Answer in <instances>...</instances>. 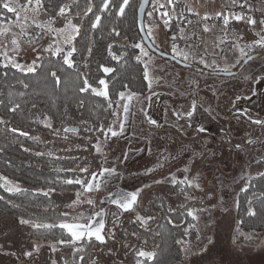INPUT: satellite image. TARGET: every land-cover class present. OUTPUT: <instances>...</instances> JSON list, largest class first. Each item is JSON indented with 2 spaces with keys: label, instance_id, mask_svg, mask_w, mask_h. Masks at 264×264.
Here are the masks:
<instances>
[{
  "label": "snow or ice",
  "instance_id": "6c2138e0",
  "mask_svg": "<svg viewBox=\"0 0 264 264\" xmlns=\"http://www.w3.org/2000/svg\"><path fill=\"white\" fill-rule=\"evenodd\" d=\"M148 2L149 0H142L140 6L141 13H143L144 7ZM130 4L131 0H101L99 6L95 4L94 0H60L56 4H53L52 0H0V79L8 81L11 76L14 82L6 84V87L14 89L16 85H20L23 89L27 90L30 85L26 82V78L35 76L39 70L47 67L44 78L51 79L54 86L59 88L63 81L58 72H63L65 68L71 69L80 85L74 89L77 93H88L95 97L103 98L106 101L105 111H108L111 116L109 124L105 126L101 122L97 126L93 127L89 125L84 128L85 133L93 134L92 138L95 140V143L92 144V147L102 157L106 156L104 149L107 147L108 142L112 138L123 136L129 121L132 101L139 99V94L119 90L115 91L114 94L110 93V81L107 77L114 73L116 68L106 66L103 63L99 64L97 71L102 72L104 77H98L95 81H92L87 71H80L81 66L84 69L89 67L88 60H78L74 59V57H91L95 44L94 35L101 29L104 15L114 13L116 16L123 18ZM180 4L181 0H152V11L148 12L147 15L154 22L145 25L141 19L140 31L146 32V37L151 38L153 48L158 47L153 32L161 27V24L171 32L172 27L175 25L177 31L170 37V58L182 63L186 68L196 64L200 66L198 70L202 74L206 69L209 75L215 74L217 76L224 75L236 78L238 73L232 69L243 68L249 61L260 58L256 50H264V0H229V3L225 4L223 10L217 11L214 14L206 12L203 15L199 11H195L187 3H184L182 7H178ZM234 8H238L240 11H234ZM257 12L261 13V18L259 19L255 16ZM90 15L92 19L89 20L87 28V43L81 49L77 46V41L81 37L84 21ZM190 17L198 19L194 22ZM209 21H219L221 24L220 31L222 35L215 38L213 42L214 48L219 49L220 53H224L225 50L221 45L228 44L230 50H235L238 53L233 57L231 63L227 62L228 58L224 55L222 59H224L225 63L222 66L215 59L217 55L215 51L212 52L213 59L209 60L207 47L202 51H197L201 36L195 30V25L200 26L202 33H209L217 27L215 22L209 24ZM232 21L244 22L251 26L256 38L250 42L244 41L243 36L239 35L234 39L231 38L229 25ZM258 25L259 28L257 29ZM110 35L120 37L121 33L114 27ZM146 37H141L140 41L133 43L131 47L139 50L134 58L138 63L143 64V75L148 81V89L151 93L153 83H158L159 78L150 76L149 64L152 62L153 57L150 54L149 47L145 46L144 40ZM44 40H47V44L42 43ZM178 40L184 41L183 47L177 43ZM114 47V42L107 45V55L111 60L120 64L127 53L117 54L116 51H113ZM26 50H30L32 53L33 58L30 61L22 60ZM253 53L256 54L253 55ZM161 55H164V53H161ZM243 79L251 85L250 94L243 92L234 94L230 100L232 116L238 121L246 120L251 125L264 128V119L253 117L248 109L241 105L242 101H249L253 97L264 95V73L245 75ZM190 83L195 87L192 92L194 98L191 100L188 110L185 111L183 108L172 110L174 122L171 127L176 128L182 135L186 133L182 131L184 126L180 124L181 121L187 124L188 127H191V121L198 108H203V111L209 115L213 111L211 106L204 107L195 98L199 87L198 81L192 80ZM124 87L127 88V85H124ZM36 94L39 95V93ZM0 95H3V93H0ZM26 95V91L14 92L9 90L7 92V104H5L4 100H0V107H5L9 113H16L21 109V103L14 97L23 99ZM152 95H158V93H151L145 99L150 102ZM213 95L215 96L217 93L213 92ZM52 102L55 103V99ZM84 103V99L78 100L79 106L82 107ZM32 107L36 108L37 104L33 102ZM140 112L143 113L148 125L154 128L161 126L156 119L148 115L144 107L140 108ZM36 122L42 124L44 128L49 129L57 137H61V131L65 134L79 132V129L75 127L54 128L52 118L46 114L43 115V119ZM83 123L88 124L87 121ZM8 124V120L0 118V125H4L7 131L14 135L35 141L40 140L39 136H32L29 132L18 127L8 128ZM195 131L198 134L206 133L207 128L199 126ZM62 138L68 139L67 135ZM257 143H260L262 148H264V141L253 139L249 135L243 143L235 144L234 148L239 152L246 153L249 146H254ZM24 151L27 152L29 149L24 148ZM35 155L44 156L46 153L36 152ZM47 155L52 156L53 153L48 152ZM124 159H127V153L124 154ZM106 163L107 159L105 158L103 164ZM255 163L264 166V151L255 158ZM77 168L79 169L78 172ZM56 171L69 172L73 173V175L58 179L53 181V183L79 186L74 193L75 199L67 207L69 209H77L83 205H87L88 209L86 211L62 212L60 219L53 222H37L31 218L26 219L21 217L19 223L29 226L41 235L55 236L54 241L49 242L47 245L52 254L60 252L62 247L70 249L71 251L68 253L67 258H61L63 264H106L105 257H113L117 254L115 249L110 245L116 241V228L119 227L120 213L134 211L138 206L140 194L145 188H150L151 185L145 184L143 188H138L135 191L118 190L104 200L99 201L101 205H115L120 210L119 213H111L113 216L112 227L106 231V220L109 213L103 207L97 208V201L93 198L92 194L99 193L111 177L119 176L120 174L117 172V169L115 167L101 166L99 171L90 172L88 165L81 167L80 164H77L76 168L57 169ZM152 171L154 169H147L146 174H150ZM183 171L187 173L189 171L188 167H185ZM166 179L173 187L180 186V191L184 194L186 200L193 199L187 189H200V184L197 182L198 177L189 179L186 175L183 179H178L175 175H171ZM254 180H264V171H258L255 177L249 176L247 186L242 187L241 191L245 193L249 192L253 187ZM156 183L161 184L164 181L158 180ZM0 188L13 195L26 194L28 191L4 175H0ZM56 191V188L49 187L47 190L40 189L38 194L50 199V194ZM36 194L33 193V195ZM252 195L260 199L261 203L264 204V191L260 193L253 191ZM0 201H5L3 195H0ZM5 202L11 203L10 201ZM248 204V216L256 217L257 212L252 207V199L248 200ZM163 206V203H161L160 207L163 208ZM13 207L19 206L13 204ZM168 211L171 213L173 210L169 208ZM206 211L209 210L207 208H185V214L197 223L199 222L198 213ZM153 219L154 217L152 216H143L139 213L135 216L136 222L145 230H148L149 222ZM168 223L179 226L174 224L171 217H169ZM195 227V224H191L188 228H185V235L189 234L190 228ZM132 235L135 236L136 233H132ZM251 238V236H246V239ZM211 242V239H209V243ZM176 243L181 245V249L186 257L191 254L188 242L177 240ZM144 244H147V240L144 241ZM122 246L129 247L127 244ZM42 247H44L43 244L38 240H34L30 249L23 250L19 255L15 252L10 254L15 256L17 260L23 257L26 261H32L39 256ZM206 250L201 249V251ZM2 251L3 248L0 247V252ZM132 251L134 264H150V262H154L157 258L155 251L147 250L143 247L134 248ZM50 260L51 264H57L56 259L50 257ZM113 264H123V261H113Z\"/></svg>",
  "mask_w": 264,
  "mask_h": 264
},
{
  "label": "rangeland",
  "instance_id": "374dc122",
  "mask_svg": "<svg viewBox=\"0 0 264 264\" xmlns=\"http://www.w3.org/2000/svg\"><path fill=\"white\" fill-rule=\"evenodd\" d=\"M184 3L203 15L206 12L214 14L223 10L228 1L181 0L182 6ZM153 22V19L148 18V25ZM232 22L234 26L238 24L243 27L240 22ZM214 30L206 33L209 55L216 50L212 42L214 39L211 40L212 37L216 38ZM160 31L159 27L153 32L156 44L160 50L164 49L170 54V48H165L162 44L161 40L165 35ZM42 43L47 44V40ZM225 51L222 56L226 55L227 62L231 63L238 53L230 49ZM150 54L153 57L149 64L150 76L159 78L158 83H153L151 93L158 95H152L149 102L145 97L151 95L150 92L144 96L139 94V99L132 101L125 132L123 136L112 138L108 142L104 149L105 157L98 155L93 149L95 156L92 157H95L96 163L91 165V168L96 165L95 169L92 168L93 172L99 171L103 166L115 167L120 174L111 177L99 193L92 194L97 201V208L103 207L109 213L106 231L112 227L111 213L120 212L115 205L99 203L110 194L118 190L135 191L143 188L145 184L151 185L140 194L138 203L140 208H135L131 213H120L117 231L123 225L136 221L137 213L143 215L147 205L153 202L157 191L168 192L173 198L170 191L172 184L166 178L171 175H175L178 179H183L186 175L189 179L198 177L200 189L194 188L195 196L186 202L193 204L195 206L193 208H207L209 211L198 213L199 222L194 223L196 227L189 229V234L184 240L188 242L191 254L185 256V261L178 264H264V231L243 230L235 215L238 194L242 187L247 186L249 176L254 177L258 171L264 170V166L255 163V158L264 151V148L260 143L249 146L246 153L234 148L235 144L243 143L249 135L253 139L264 141V128L251 125L246 120L238 121L230 111V100L234 94L241 92L250 94L251 85L245 82L243 77L264 73V59L250 61L236 78H232L205 75L193 68H183L155 53ZM32 58L31 51L26 50L22 59L30 61ZM192 80L198 81L199 84L195 98L204 107L211 106L213 111L209 115L203 111V108H198L191 121V127L181 121L180 124L184 126L182 131L186 133L182 135L176 128L171 127L174 122L172 110L175 108L188 110L194 98L192 92L195 86L191 85ZM213 92L217 95L214 96ZM241 105L247 108L253 117L264 119V95L242 101ZM141 107L159 122L161 125L159 128L148 125L143 113L140 112ZM199 126L207 128V132L198 134L195 129ZM208 134L215 136V139L207 138ZM87 149L91 147L88 146ZM125 153L127 159H124ZM105 158L107 163L103 164ZM185 167L189 169L187 173L183 171ZM147 169L154 171L146 174ZM158 180L164 183L157 184ZM74 193H54L62 203L63 212L88 209L87 205L77 209L67 207L75 199ZM246 236L252 238L246 239ZM126 240L119 236L118 232L116 233L114 249L117 254L114 256V261L120 262L122 258H126L123 255L126 256L128 250L122 246L126 244ZM201 249L207 250L201 251ZM108 260L109 264L111 262L113 264V257H108Z\"/></svg>",
  "mask_w": 264,
  "mask_h": 264
},
{
  "label": "trees",
  "instance_id": "16d2710c",
  "mask_svg": "<svg viewBox=\"0 0 264 264\" xmlns=\"http://www.w3.org/2000/svg\"><path fill=\"white\" fill-rule=\"evenodd\" d=\"M59 2L60 0H52L53 4ZM94 2L99 6L101 0H94ZM140 2L141 0H131L130 7L126 10V15L123 18L116 16L114 13L111 15L105 14L102 19L101 29L94 35L95 44L92 56L74 57V59L78 60H88L89 67L84 69L81 66L80 71H87L92 81H95L98 77H104L102 72L97 71L99 64L103 63L106 66L115 67L116 71L107 77L110 81V93L113 94L117 90L136 92L143 96L147 95L149 92L148 81L143 75V64L138 63L134 58L139 50L131 47L133 43L139 42L142 37L137 22ZM178 7H182V4ZM151 11L152 7L150 3L145 16V25H148L149 17L147 13ZM190 18H192L194 22L197 19L196 17ZM91 19V15L85 19L84 26L81 30V37L78 38L77 46L81 49H83L84 45L87 43V28L89 20ZM213 22L217 24L214 30L215 36L222 35L220 31V22L209 21V24ZM240 23L243 24V27L238 26V24L234 26L233 22L230 23L229 34L231 38L234 39L239 35L243 36L244 41L250 42L254 40L256 37L252 27L244 22ZM114 27L120 31V37L110 35ZM160 29V32L164 33L166 37L161 40L163 46H165V48H170V37L177 31L175 25L172 27L171 32L165 29L162 24ZM195 30L201 36L197 51H202L208 46V40L206 39L207 34L200 31L199 25H195ZM213 39L215 40L214 37H212L211 40ZM214 40L212 42H214ZM111 42L115 43L113 51H116L117 54L127 53L120 64L111 60L107 55L106 47ZM177 43H179L181 47L184 46V41L178 40ZM221 47L224 48V50L229 49L228 44L221 45ZM161 51L165 52L164 49H161ZM215 52L217 53L215 59L223 66V53H220L219 49H216ZM256 52L259 53L260 58L258 60H263L264 50L257 49ZM255 54L256 53H253V55ZM208 59H213V56L208 55ZM246 66L247 65L243 68L238 67L232 70L240 74ZM191 68L201 73L198 70L200 68L199 65L193 64ZM46 72L47 67L39 70L35 76L26 78V82L30 85L27 90L23 89L20 85H16L14 89L6 87V84L14 82L11 76L8 81L0 79V93H3V95H0V100H4L5 104H7V92L9 90L14 92H27V95L23 99L14 97L21 103V109L16 113H9L5 107H0V118L9 121L7 125L8 128L18 127L29 132L32 136H41L40 140L36 142L35 140L14 135L7 131L4 125L3 127L0 125V149H2V151H0V175L7 176L15 184L28 190L26 194L13 195L5 192L3 188H0V195L5 197V201L11 202L6 203L5 201H0V247L3 248V251L0 252V264H51L50 257L56 259L57 264H63L61 258H67L68 253L71 251L68 248L62 247L60 252L52 254L47 245L49 242L54 241L55 236H49L47 234L41 235L29 226L19 223L21 217L26 219L31 218L37 222H53L60 219V214L63 212L62 203L54 193H73L79 186L53 183V181L73 175V173L57 172L56 170L67 169V167L74 168V165L77 164L83 166L85 163L76 157L64 158V160L62 158L57 159L56 157H50L47 154L44 156L35 155L34 149L41 150L42 147L43 149H48L52 146V143L46 142L49 137L54 136L58 140L55 141L56 145L54 146V151L59 148L61 142V137L53 135L49 129L44 128L42 124L36 121L43 119V115L46 114L52 118L54 128L62 129L64 126L71 124H81L82 127L85 128L89 125L94 127L103 122L106 126L107 122L111 120L109 112L105 111L106 101H104L103 98L95 97L88 93L79 94L74 90L80 85L71 69L65 68L63 72H58V75L61 76L63 81L59 88L54 86L51 79L44 78V73ZM203 74L209 75L208 70L205 69ZM124 85H127V88H125ZM36 93H39V95ZM81 98L85 101L82 107L78 105V100ZM53 99H55V103L52 102ZM33 102L37 104L36 108L32 107ZM84 121H87L88 124H84ZM86 134L93 136L92 133ZM65 135L66 134L61 131V136ZM35 145L38 146L35 147ZM24 148H28L29 151H24ZM86 162H89V160H86ZM76 170L77 172L79 171V169ZM49 187L57 189L56 192L50 194V199L38 194L40 189L47 190ZM170 191L173 198H171L168 192H157L153 202L147 205V214L154 217V219L149 222L148 230H145L138 224H132L119 233L122 237L127 236V232L136 233V238L141 242L147 240L149 243L156 240V248L154 251L157 253V258L154 262H150V264H178L185 261L184 252L176 241L185 240L187 238L184 231L185 228L196 223V221H192L191 217L185 214L186 207L193 208L195 206L190 204V202H186L184 194L180 191V186L173 187L171 185ZM187 191L192 197L195 196L194 188L187 189ZM253 191L256 193L264 191V180H254L253 187L247 193L240 191L237 197L239 206L237 207L236 205L235 215L239 222V226L243 230L248 232H263L264 204L261 203L260 199L252 195ZM33 193L37 194L33 195ZM249 199L253 201L252 207L257 212L256 217H249L247 214ZM175 200H177V202ZM161 203L164 205L163 208L160 207ZM13 204L19 207H13ZM137 208H140V206H137L136 209ZM169 208L173 210L171 213L168 211ZM146 210L143 215L146 214ZM169 217L173 219L175 225L179 226L169 224ZM34 240H38L44 247L41 248L39 256L32 261H26L23 257L17 260L15 256L10 254L15 252L19 255L23 250L30 249ZM137 247L142 246L138 245ZM131 264H134L133 251L131 254Z\"/></svg>",
  "mask_w": 264,
  "mask_h": 264
},
{
  "label": "flooded vegetation",
  "instance_id": "af4514ba",
  "mask_svg": "<svg viewBox=\"0 0 264 264\" xmlns=\"http://www.w3.org/2000/svg\"><path fill=\"white\" fill-rule=\"evenodd\" d=\"M107 124H109V122H107ZM107 124H106V126H107ZM70 126H73V127L77 128V129H79V132L78 133H67L66 134V135H68L67 136L68 137L67 140L63 139L62 138L63 136H61V140H60L61 142L59 144V148L56 151H54V146L56 145L55 141H58V140L54 136H51V137L47 138L46 142L52 143V146L50 148H48V149H43V147L41 148V150L34 149V153H36V152H44V153L47 154L48 152H52L53 155L50 156V157H56L57 159L58 158L64 159V158L76 157L79 160L81 159L83 162H85L84 165H88L89 166V171L93 172L94 171L93 169H95L96 165L94 167H92L93 169L91 168V165L96 164V163H95V157H92V155L95 156V153L93 154V149L94 148L92 147V144L95 143V140L92 138L93 137L92 135L86 134L84 132V128L82 127L81 124H71V125H67V126H64V127H70ZM2 127H3V125H2ZM35 136H39L41 138L40 135H35ZM42 137H45V136H42ZM214 137L215 136L209 135V137H207V138L215 139ZM36 142H38V141H36ZM36 146H38V145H35V147ZM88 146L91 147V149L88 150L87 149ZM79 153H82V155L79 154ZM84 153H86V155H84ZM86 160H89V162H86ZM76 166L77 165H74V168H76ZM81 167H82V165H81ZM68 168L69 167H67V169ZM157 192H160V191H157ZM63 194H68V193H63ZM154 197H155V195H154ZM175 201L177 202V200H175ZM132 224H138L139 225L138 222L133 221V222L127 224V225H123L121 228H119V230L116 231V233L117 232H118V234L121 233L123 230L127 229ZM119 236H121V235L119 234ZM122 238L124 240L128 239V241L126 240L125 243L127 245H129V247H126V250H128L126 256H125V254L123 255V257H126V258L125 259L122 258V260H121V261H123V264H131L132 250L134 248H136L138 245H141L143 248H146L147 250H152V251H154V249L156 248V240H153L152 242H149V243L147 242V244L145 245L144 241H142V242L139 241L136 238V235L133 236L131 232H127V236L122 237ZM110 246L114 248L115 245L113 243ZM151 246L153 248H151ZM105 261H106V264H109L108 258H105ZM113 261H114V256H113ZM110 264H112V262Z\"/></svg>",
  "mask_w": 264,
  "mask_h": 264
},
{
  "label": "water",
  "instance_id": "95a60500",
  "mask_svg": "<svg viewBox=\"0 0 264 264\" xmlns=\"http://www.w3.org/2000/svg\"><path fill=\"white\" fill-rule=\"evenodd\" d=\"M150 2H151V0H149V2H148L147 5H145L143 13H141V11H140V6H141V3H142V0L140 2L139 8H138V15H137V22H138L139 31H140V22H141V19L143 20V23L145 24V16H146V12L148 10V7L150 5ZM140 34H141L142 37H146V32H141L140 31ZM144 43H145V46L146 47H149L150 52L155 53V54H157L158 56H160L162 58H165V59H168L170 61H173V62L177 63L179 66H181L183 68H186V67H184V65L182 63L178 62L177 60L171 59L170 58V54L165 53V52H162L158 48H153L152 45H151V39L150 38L146 37L145 40H144ZM161 53H164V55H161ZM189 68H191V67H189ZM220 76L228 77V76H224V75H220ZM70 127H73V126H70Z\"/></svg>",
  "mask_w": 264,
  "mask_h": 264
},
{
  "label": "built area",
  "instance_id": "2783aa9c",
  "mask_svg": "<svg viewBox=\"0 0 264 264\" xmlns=\"http://www.w3.org/2000/svg\"><path fill=\"white\" fill-rule=\"evenodd\" d=\"M227 1H228V3H229V0H227ZM229 6L231 7L230 4H229ZM256 6L259 7L258 4H256ZM234 11H240V9H238V8H234ZM255 16H256L257 19H259V18H261V13L257 12V13H255Z\"/></svg>",
  "mask_w": 264,
  "mask_h": 264
}]
</instances>
